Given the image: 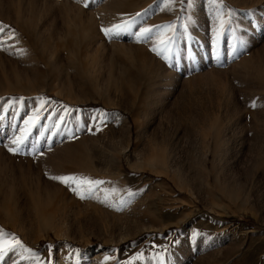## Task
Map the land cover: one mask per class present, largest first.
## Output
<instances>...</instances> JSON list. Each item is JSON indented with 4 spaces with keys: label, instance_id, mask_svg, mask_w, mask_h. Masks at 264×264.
Masks as SVG:
<instances>
[{
    "label": "rangeland",
    "instance_id": "374dc122",
    "mask_svg": "<svg viewBox=\"0 0 264 264\" xmlns=\"http://www.w3.org/2000/svg\"><path fill=\"white\" fill-rule=\"evenodd\" d=\"M0 26V264H264V0H0Z\"/></svg>",
    "mask_w": 264,
    "mask_h": 264
},
{
    "label": "snow or ice",
    "instance_id": "6c2138e0",
    "mask_svg": "<svg viewBox=\"0 0 264 264\" xmlns=\"http://www.w3.org/2000/svg\"><path fill=\"white\" fill-rule=\"evenodd\" d=\"M186 2V0H185ZM87 6V5H86ZM126 26L125 25H114L112 29H102L106 34L112 32V31H116V30H122L124 29ZM3 31V26H0V32ZM151 32V28H143L141 30V35H147ZM174 41V37H167L166 40H161L160 43L164 46L162 51L163 52H166L168 53V55L165 57L166 59L167 58H170V54H171V51H172V48H171V45ZM153 51H158V49L156 47H153ZM158 54H160V51H158ZM47 103V101H41V104H45ZM39 117H30L29 118V121H25V123H29L30 121H35V120H38ZM61 120H63V117H61ZM24 140V137H21L19 138L18 140L14 141L15 144L19 145L20 143H22ZM9 151H12V152H16L18 151V148H9ZM53 179H57V180H60L64 183H69V182H76V177L74 176H57V177H53ZM84 183H87L90 187L88 188V191L91 192L92 191V188H91V185H94V184H99V183H102V181H91V180H87V181H83ZM74 191L76 189H73ZM83 198V196L81 197ZM17 245H21V241L19 239H13L12 241H9V240H0V252L4 251L5 249H10L14 246H17Z\"/></svg>",
    "mask_w": 264,
    "mask_h": 264
},
{
    "label": "trees",
    "instance_id": "16d2710c",
    "mask_svg": "<svg viewBox=\"0 0 264 264\" xmlns=\"http://www.w3.org/2000/svg\"><path fill=\"white\" fill-rule=\"evenodd\" d=\"M90 105H93V103H85V104H82L81 106H90Z\"/></svg>",
    "mask_w": 264,
    "mask_h": 264
}]
</instances>
